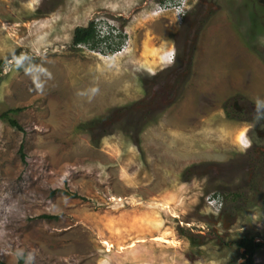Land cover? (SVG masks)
<instances>
[{"label": "rangeland", "instance_id": "374dc122", "mask_svg": "<svg viewBox=\"0 0 264 264\" xmlns=\"http://www.w3.org/2000/svg\"><path fill=\"white\" fill-rule=\"evenodd\" d=\"M161 3L0 0V111L24 129L0 120V262L235 264L252 236L264 264V171L238 148L263 142L264 2ZM90 21L115 50L73 44Z\"/></svg>", "mask_w": 264, "mask_h": 264}, {"label": "trees", "instance_id": "16d2710c", "mask_svg": "<svg viewBox=\"0 0 264 264\" xmlns=\"http://www.w3.org/2000/svg\"><path fill=\"white\" fill-rule=\"evenodd\" d=\"M161 2L163 0H160ZM120 36V34H118ZM110 38L108 35L103 36L102 38L98 35V30L96 27V23L90 21L87 26H77L73 31L72 42L74 45L86 44L89 45L90 48L94 49L96 47H103L104 49H108L113 51L116 49L118 44L112 43L110 44ZM3 63V60H0V65ZM19 108L11 107L4 111H0V120L8 123L12 128L21 131L24 133L23 127L19 124V122L14 117L18 112ZM19 155L24 160L25 155L23 152V146H19ZM67 193V192H66ZM69 194V193H67ZM218 195V193L216 194ZM239 249L241 248L243 251L240 253L243 261L235 264H254V254L261 248L262 243L259 241H254V237L252 236H241L235 243ZM0 264H7L4 262H0ZM15 264H24V257L22 255L18 256Z\"/></svg>", "mask_w": 264, "mask_h": 264}, {"label": "flooded vegetation", "instance_id": "af4514ba", "mask_svg": "<svg viewBox=\"0 0 264 264\" xmlns=\"http://www.w3.org/2000/svg\"><path fill=\"white\" fill-rule=\"evenodd\" d=\"M258 2L262 4V2H264V0H258ZM263 5H264V3H263ZM232 106L234 107L233 109L235 110V113H237V114H240V113L244 112V110H246L247 108H250V105H248V107L245 109L244 108L245 105H238L236 101L232 104ZM258 110H259L258 115L263 116L260 119V122L263 123V125H262L263 127L260 129L256 128V137L259 140H262L263 142H262V144L257 145L255 140H251V145H250V147L247 148V150H246L247 154L245 157L248 159L247 162L249 163V164H247V168L251 167L254 170V172L255 171H261V172L264 171V109L259 108ZM249 158H252V161H249ZM256 158H257V161L253 160ZM259 158H260V161H259Z\"/></svg>", "mask_w": 264, "mask_h": 264}, {"label": "built area", "instance_id": "2783aa9c", "mask_svg": "<svg viewBox=\"0 0 264 264\" xmlns=\"http://www.w3.org/2000/svg\"><path fill=\"white\" fill-rule=\"evenodd\" d=\"M186 2L187 0H165L164 3L159 4L157 6V9L158 11H164L166 9H171L173 10V12L178 18H182L185 15L184 7H185ZM100 29H101L100 27L99 28L97 27L98 35L101 38L106 35L110 37L111 34L118 35V32L114 33L110 30L108 31L105 30L104 32H102V29L101 30ZM110 29L112 30L113 28H110Z\"/></svg>", "mask_w": 264, "mask_h": 264}, {"label": "clouds", "instance_id": "9594fccd", "mask_svg": "<svg viewBox=\"0 0 264 264\" xmlns=\"http://www.w3.org/2000/svg\"><path fill=\"white\" fill-rule=\"evenodd\" d=\"M165 0L162 1V3H164ZM161 3V4H162ZM186 14V13H185ZM185 16V15H184ZM260 103V102H258ZM251 145V141L249 139H247L245 137L244 133L240 134V137L238 138V148L241 152H243L244 150H246L248 147H250Z\"/></svg>", "mask_w": 264, "mask_h": 264}]
</instances>
